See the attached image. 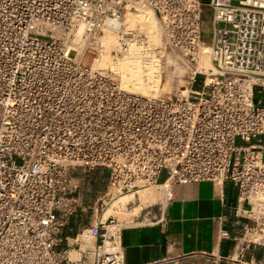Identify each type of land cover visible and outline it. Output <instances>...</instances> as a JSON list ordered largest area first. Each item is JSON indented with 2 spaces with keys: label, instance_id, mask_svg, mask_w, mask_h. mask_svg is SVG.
<instances>
[{
  "label": "built area",
  "instance_id": "1",
  "mask_svg": "<svg viewBox=\"0 0 264 264\" xmlns=\"http://www.w3.org/2000/svg\"><path fill=\"white\" fill-rule=\"evenodd\" d=\"M171 61L175 95L122 88V64L154 85ZM263 91L264 0H0V264H124L114 218L64 236L84 213L79 170L107 173L96 211L231 182L241 235L225 261L264 264Z\"/></svg>",
  "mask_w": 264,
  "mask_h": 264
},
{
  "label": "crops",
  "instance_id": "2",
  "mask_svg": "<svg viewBox=\"0 0 264 264\" xmlns=\"http://www.w3.org/2000/svg\"><path fill=\"white\" fill-rule=\"evenodd\" d=\"M258 97L264 101V91ZM253 144L264 145V137ZM99 197L82 195L84 213L66 229L65 237L74 238L82 227L99 223L101 216L97 217L93 206ZM164 198L156 207L147 201L139 215L123 221L124 264H178L193 258L229 264L225 259L236 257L235 238L241 235V228L235 217L237 190L231 182L176 185L171 197ZM93 212L96 215L88 218ZM223 232L230 238H222ZM256 256L261 258L262 252L257 251Z\"/></svg>",
  "mask_w": 264,
  "mask_h": 264
},
{
  "label": "rangeland",
  "instance_id": "3",
  "mask_svg": "<svg viewBox=\"0 0 264 264\" xmlns=\"http://www.w3.org/2000/svg\"><path fill=\"white\" fill-rule=\"evenodd\" d=\"M241 1H244V0H232V5L235 7H239ZM202 2L205 5H208L211 2V0H202ZM212 34H213V25L211 23V18L205 17L204 38L208 44L211 43ZM183 76H184V70H181V68L174 61L169 62L168 68L166 67V69H164L162 77L160 78L161 83L158 82L161 90H163L161 94H159L158 96L175 95L181 86L187 85L186 84L187 82L184 81L185 77ZM167 85L169 86L167 87ZM201 85H202V78L198 79V82L195 85L194 89L201 90ZM103 173H105L106 175L104 176ZM72 181H73V186L77 189L81 197L82 195H100L99 198H101L104 195V192L107 190V173L104 171L99 170L96 172H86V171L79 170V171L73 172ZM163 194H164L163 189L157 187L151 190L142 191L139 194L134 195V196L133 195H129V196L123 195L127 197L128 199L126 198L127 199L126 200L125 197H120L119 199H115L113 201H106V203H109V204L107 205V207H105L103 211L101 208V204H99V210L96 212L97 217L104 215V219H108L111 217V219L114 218L117 221H119L121 224H123V221L126 220V218L128 220V217L139 215L143 208L142 204L146 203L147 201H149L148 203H150V205H152L153 207H156V205H158L159 203L163 201V198H164ZM155 195L157 196V198L154 199L153 197H155ZM158 198H159V201L157 200ZM144 199L146 200L144 201ZM120 200L123 203L118 204ZM155 203L157 204L155 205ZM153 207L148 209L147 211H151ZM132 212L133 214L128 216V213H132ZM94 214L95 212L88 213L87 216L88 218H90ZM178 264H217V263L212 262L208 258H193V259L185 260Z\"/></svg>",
  "mask_w": 264,
  "mask_h": 264
},
{
  "label": "bare ground",
  "instance_id": "4",
  "mask_svg": "<svg viewBox=\"0 0 264 264\" xmlns=\"http://www.w3.org/2000/svg\"><path fill=\"white\" fill-rule=\"evenodd\" d=\"M109 59L105 60L101 66H106L105 63H107ZM109 62V61H108ZM206 66H209L208 63H205ZM121 71H122V88L126 91H129L131 93H137V94H141L143 96H158L159 94H161V92L163 90H161L159 83H161L160 80H158V82H156L154 85H151V83H146L142 80V78L140 77V72L136 71L134 69H132V66H130V64H122L121 65ZM161 85V84H160ZM166 86V85H165ZM169 85H167L168 87ZM186 86H181V88H184ZM154 92V93H153ZM159 192V191H158ZM151 194V193H150ZM160 194V193H159ZM164 195V194H163ZM165 196V195H164ZM127 197H125L126 199ZM151 198V197H149ZM154 199L157 198V196L155 195V197H153ZM163 198V196H162ZM122 199V198H121ZM124 199V198H123ZM128 199V198H127ZM126 199V200H127ZM148 199V198H147ZM165 199V198H164ZM141 200V199H140ZM146 199H144L145 201ZM153 200V199H151ZM159 201V198L157 199ZM161 201V199H160ZM123 203L121 200L118 202V204ZM116 206V205H115ZM123 206V205H121ZM106 215V214H105Z\"/></svg>",
  "mask_w": 264,
  "mask_h": 264
},
{
  "label": "trees",
  "instance_id": "5",
  "mask_svg": "<svg viewBox=\"0 0 264 264\" xmlns=\"http://www.w3.org/2000/svg\"><path fill=\"white\" fill-rule=\"evenodd\" d=\"M104 174V176L106 175L105 173H103Z\"/></svg>",
  "mask_w": 264,
  "mask_h": 264
}]
</instances>
